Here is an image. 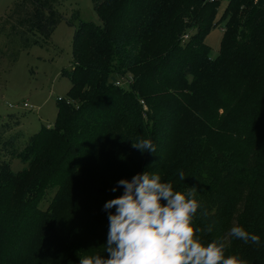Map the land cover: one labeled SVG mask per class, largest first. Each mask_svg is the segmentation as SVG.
I'll return each mask as SVG.
<instances>
[{"label":"trees","instance_id":"1","mask_svg":"<svg viewBox=\"0 0 264 264\" xmlns=\"http://www.w3.org/2000/svg\"><path fill=\"white\" fill-rule=\"evenodd\" d=\"M220 1L92 0L100 22L71 15L70 86L54 125L9 135L29 138L19 170L0 158V264L107 258L103 205L122 194L111 191L118 180L144 171L174 191L196 187L203 244L224 238L226 257L264 264V0H228L210 58L204 36ZM57 3H11L0 23L10 64L48 45L64 19ZM138 139L156 151L142 154ZM233 226L260 243L230 237Z\"/></svg>","mask_w":264,"mask_h":264},{"label":"clouds","instance_id":"2","mask_svg":"<svg viewBox=\"0 0 264 264\" xmlns=\"http://www.w3.org/2000/svg\"><path fill=\"white\" fill-rule=\"evenodd\" d=\"M142 154L156 151L150 139L132 142ZM184 180L183 172L179 174ZM123 188L121 195L107 200L103 209L108 213V231L104 252L80 257L79 264H246L236 255L225 256L228 247L224 238L206 245L193 227L197 210L196 187L185 193L174 191L171 183L161 182L158 174L146 171L120 179L111 191ZM115 209L114 213L110 211ZM214 225H208L211 233ZM228 235L245 244L260 243V237L241 226H233Z\"/></svg>","mask_w":264,"mask_h":264},{"label":"rangeland","instance_id":"3","mask_svg":"<svg viewBox=\"0 0 264 264\" xmlns=\"http://www.w3.org/2000/svg\"><path fill=\"white\" fill-rule=\"evenodd\" d=\"M13 1L0 0V23ZM57 1L56 9L64 19L51 33L47 46L35 45L21 51L17 61L12 64L0 51V158H11L15 171L23 167L18 156L29 143V138L21 137L12 144L7 139L9 135L18 129H25L28 135H32L42 126L54 125L57 101L67 96L70 81L62 71L70 68L74 32L68 20L72 15L81 20L101 21L93 9L92 0ZM227 2L220 1L214 24L204 36L205 43L210 47V58L217 56L221 46L226 21L221 17ZM4 41L0 35V49ZM26 103L33 107L24 106ZM10 144L12 147H9ZM12 155L15 157L12 158Z\"/></svg>","mask_w":264,"mask_h":264},{"label":"built area","instance_id":"4","mask_svg":"<svg viewBox=\"0 0 264 264\" xmlns=\"http://www.w3.org/2000/svg\"><path fill=\"white\" fill-rule=\"evenodd\" d=\"M24 106H26V107H30V108H32V107H33L32 105H28L27 103H26V104H24ZM15 107H17V106H15Z\"/></svg>","mask_w":264,"mask_h":264}]
</instances>
